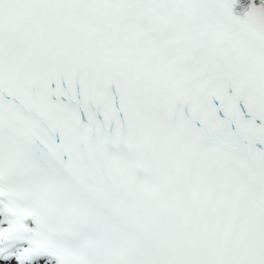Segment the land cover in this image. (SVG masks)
I'll return each instance as SVG.
<instances>
[{"label":"snow or ice","instance_id":"snow-or-ice-1","mask_svg":"<svg viewBox=\"0 0 264 264\" xmlns=\"http://www.w3.org/2000/svg\"><path fill=\"white\" fill-rule=\"evenodd\" d=\"M0 264H264V0H0Z\"/></svg>","mask_w":264,"mask_h":264}]
</instances>
